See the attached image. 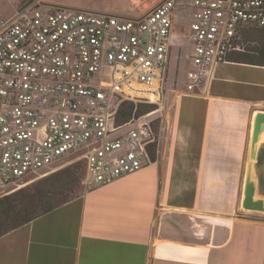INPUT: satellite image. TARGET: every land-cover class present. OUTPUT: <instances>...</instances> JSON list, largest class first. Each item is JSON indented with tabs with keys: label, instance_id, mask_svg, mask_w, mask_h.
Masks as SVG:
<instances>
[{
	"label": "built area",
	"instance_id": "1",
	"mask_svg": "<svg viewBox=\"0 0 264 264\" xmlns=\"http://www.w3.org/2000/svg\"><path fill=\"white\" fill-rule=\"evenodd\" d=\"M37 4L0 18V189L75 154L90 187L146 168L153 113L122 121L121 106L159 99L178 15L194 94L243 52L244 29L264 28V0H163L138 17Z\"/></svg>",
	"mask_w": 264,
	"mask_h": 264
},
{
	"label": "crops",
	"instance_id": "2",
	"mask_svg": "<svg viewBox=\"0 0 264 264\" xmlns=\"http://www.w3.org/2000/svg\"><path fill=\"white\" fill-rule=\"evenodd\" d=\"M161 1L84 10L138 17ZM241 54L218 64L204 91L177 96L149 166L0 236V264H264V215L239 211L264 64ZM254 175L264 200V141Z\"/></svg>",
	"mask_w": 264,
	"mask_h": 264
},
{
	"label": "rangeland",
	"instance_id": "3",
	"mask_svg": "<svg viewBox=\"0 0 264 264\" xmlns=\"http://www.w3.org/2000/svg\"><path fill=\"white\" fill-rule=\"evenodd\" d=\"M42 1L0 0V18L4 19L13 16L25 5L35 2L52 7L93 8L100 11H104V9L97 6L112 3H110V0ZM129 15L133 16L135 14L129 13ZM188 24L189 18L184 12H181L174 27L170 63L164 80L161 83L160 96L158 100L151 103L155 107L154 110L149 112L153 113L150 119L154 121L155 148L157 144H160L161 147V145L166 143L170 131L173 105L177 96L184 92L185 89V76L189 68L188 54L190 53L191 45L187 42L185 30L182 27H187ZM239 45L245 50L244 57L241 56L242 58L250 61L264 60V56L260 54V52H264V30H250L244 33ZM142 111L144 112L145 109L141 108L139 113ZM84 174L83 160L79 158V155L75 154L61 159L39 174L23 179L17 185L0 189V199L6 196L10 197L8 202L0 204V232L11 228L17 221L42 209L44 202L49 197H53L59 201L64 198H74L85 192L90 186L84 183ZM257 191L260 192V189L257 188ZM240 194L242 196V193ZM256 197L261 198L259 194ZM239 211L242 213H255L242 210L240 204ZM257 214L264 215V213Z\"/></svg>",
	"mask_w": 264,
	"mask_h": 264
},
{
	"label": "water",
	"instance_id": "4",
	"mask_svg": "<svg viewBox=\"0 0 264 264\" xmlns=\"http://www.w3.org/2000/svg\"><path fill=\"white\" fill-rule=\"evenodd\" d=\"M264 131V112L255 114L251 140L248 150L247 168L242 190L240 207L247 212L264 213V200L257 198V186L254 175V162L261 133Z\"/></svg>",
	"mask_w": 264,
	"mask_h": 264
},
{
	"label": "trees",
	"instance_id": "5",
	"mask_svg": "<svg viewBox=\"0 0 264 264\" xmlns=\"http://www.w3.org/2000/svg\"><path fill=\"white\" fill-rule=\"evenodd\" d=\"M250 30H264V28H255V27L246 28V29L243 30L242 36H243L244 33L248 32ZM242 49H243V52H242L241 56L244 57L243 54L245 53V50H244V48H242ZM260 54L264 56V52H260ZM248 61H250V60H248ZM250 62H257V63L264 64V60L263 61H261V60H259V61H250ZM141 108H144L145 111L144 112L142 111L141 113H139L141 111ZM121 109L123 110V112L121 114L122 121H127L133 115L140 116L142 114L149 113L152 110H154L155 107H154V105L145 104V103L134 104L132 102H124L122 104V106H121ZM139 109H140V111H139ZM155 149L156 148L154 146V148H152V150L150 151V155H151L152 161H154V158H155ZM65 189H67V188H65ZM9 198H10L9 196H6V197L0 199V204H4V203L8 202L9 201ZM67 201H69V199H67V198L60 199L58 201V199H54L53 197L52 198L49 197L44 202V206H43L42 209H40L37 212H34L33 214L25 217L24 219H22L20 221H17V223L14 224V226H12L11 228H9V229H7L5 231L0 232V236H2V235H4L5 233H7L9 231L14 230V229H16V228H18V227H20V226H22V225H24V224L32 221L35 218H38V217L42 216L45 213H48L49 211L55 209L56 207H58L59 205L65 203Z\"/></svg>",
	"mask_w": 264,
	"mask_h": 264
},
{
	"label": "bare ground",
	"instance_id": "6",
	"mask_svg": "<svg viewBox=\"0 0 264 264\" xmlns=\"http://www.w3.org/2000/svg\"><path fill=\"white\" fill-rule=\"evenodd\" d=\"M155 100V99H154ZM252 123H254V119H253V122ZM252 129H253V124H252ZM251 133H252V131H251ZM250 140H251V138H250ZM261 141H264V131L261 133V135H260V138H259V142H261ZM250 144V143H249ZM247 168V167H246ZM246 171V170H245ZM206 174H207V176H210L211 175V173L209 172V171H206ZM244 179H245V177H244ZM205 190H209L208 188H206L205 187ZM241 199H242V197H241ZM212 214V213H211ZM215 214V213H214ZM217 214V213H216ZM218 215V214H217ZM223 216V215H222Z\"/></svg>",
	"mask_w": 264,
	"mask_h": 264
}]
</instances>
